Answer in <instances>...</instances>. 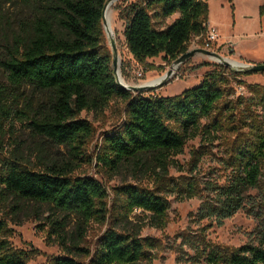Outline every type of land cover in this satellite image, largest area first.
I'll use <instances>...</instances> for the list:
<instances>
[{"label": "trees", "instance_id": "1", "mask_svg": "<svg viewBox=\"0 0 264 264\" xmlns=\"http://www.w3.org/2000/svg\"><path fill=\"white\" fill-rule=\"evenodd\" d=\"M19 1L31 3L34 14L21 23L20 33L12 37V45L5 47L0 59V75H5L7 83H0V115L13 113L32 134L62 146L67 155L54 159L43 148L37 150L41 158L47 159L40 172L12 161L2 164L0 200L48 205L65 215L77 216L85 224L104 220V188L91 178H72L70 174L79 166L77 162L87 160L81 150L92 134L90 124L78 119L79 115L101 112L115 99L124 103L125 116L116 129L104 133L96 157L99 166L114 173L129 166L136 172L148 170L160 176L168 170L171 157L182 152L189 137L200 135L202 141L211 143L216 134L225 131L227 118L210 119L224 96L221 86L227 79L223 66L179 95L146 98L116 82L112 53L102 29V11L108 0ZM118 18L124 23V45L137 64L157 57L169 63L188 51L192 37L206 35L207 0H140L120 6ZM242 73L254 74L248 70ZM25 88L42 99L35 102L31 97L24 98L21 92ZM204 119L208 123L201 126ZM230 153L236 164L234 175L202 200L199 220L221 225L242 208L246 192L258 185L264 135L250 141L236 137ZM166 190L184 191L187 199L199 195L192 182H187L185 189L173 182ZM117 191L128 211L141 210L149 215L152 227H165L168 206L160 195L133 185H121ZM51 226L64 245L65 224L54 220ZM78 228L83 229L81 225ZM6 234L0 220V264H28L27 254L12 249ZM183 244L193 250L194 262L203 259L207 264H264V241L258 247L244 245L226 256L204 241ZM156 246L153 239L141 238L139 229L128 233L110 229L101 236L94 252L86 254L89 264H151ZM53 264L82 263L60 258Z\"/></svg>", "mask_w": 264, "mask_h": 264}, {"label": "rangeland", "instance_id": "2", "mask_svg": "<svg viewBox=\"0 0 264 264\" xmlns=\"http://www.w3.org/2000/svg\"><path fill=\"white\" fill-rule=\"evenodd\" d=\"M136 1L140 0L107 1L106 20L102 21L106 46L110 51L111 42L115 46L116 69L125 85L149 87L140 91L146 98L172 97L199 85L206 74L223 66L218 60L201 54L194 55L179 66L173 65L175 60L167 63L160 57L137 64L124 45V23L118 18L120 6ZM33 14L31 3L0 0V59L5 55V47L12 45V37L20 33L21 23ZM176 17H171L168 23ZM207 23L212 28H207L204 37H192L187 44L188 51L203 49L217 54L220 61L231 59L245 65L264 64V0H207ZM211 29L216 31L217 40L206 47ZM223 67L227 79L226 84L221 86L224 96L210 119L227 118L225 131L216 134L211 143L202 141L200 135L189 137L182 152L171 157L168 170L160 176L148 170L136 172L129 166L114 173L98 165L96 157L104 133L116 129L124 119L122 101H110L101 112H82L78 119L87 121L92 128V134L81 150V155L88 161L77 162L79 166L70 177H88L104 188L106 197L103 202L107 211L104 220L94 219L85 224L77 216L65 215L48 205L11 198L0 200V220L5 224L11 248L24 251L28 264H53L55 259L60 258L89 264L90 257L86 253L94 252L107 230L128 233L139 229L141 238H151L157 244L151 264H207L203 259L194 262L193 250L183 241H204L225 256L244 245L258 247L263 243L264 162L261 163L262 174L257 187L246 192L242 208L232 217L217 225L199 220L197 216L202 200L212 196V189L225 185L234 175L236 164L230 146L236 137L250 141L257 135H264V73L245 75L242 73L247 70L245 67ZM169 71L171 76L158 85ZM157 79L161 80L150 85ZM0 83L7 85L4 74L0 75ZM21 94L35 102L42 99L30 88L23 89ZM18 109H22L20 104ZM200 123L204 126L208 120ZM41 148L54 159L67 155L62 146L32 134L13 113L0 115V169L2 164L12 161L32 172L42 171L47 159L37 153ZM173 182L183 185L184 189L187 182H192L199 195L187 199L184 198V191L173 193L166 190ZM121 185L137 186L160 195L168 206L165 227H152L149 215L141 210L128 211L117 191ZM54 220L65 224L64 245L54 235L51 226Z\"/></svg>", "mask_w": 264, "mask_h": 264}, {"label": "water", "instance_id": "3", "mask_svg": "<svg viewBox=\"0 0 264 264\" xmlns=\"http://www.w3.org/2000/svg\"><path fill=\"white\" fill-rule=\"evenodd\" d=\"M110 1V0H108ZM108 4L106 3L104 5V8H103V11H102V21L104 20V13H105V10L107 8ZM111 51H112V67H113V73H114V76H115V79H116V82L119 86H121L122 88L130 91V92H140V91H143L149 87H142V86H137V87H133V86H124L123 84H121V82L119 81V78L117 76V55H116V49H115V46L113 44V42H111ZM196 54H201V55H204V56H208V57H211V58H214L216 60H218L223 66L225 67H228L230 66V64L225 61V60H222L220 61L219 60V56L213 52H210V51H207V50H203V49H195V50H191V51H187L185 54L181 55L180 57H178L174 62H173V65L174 66H179L180 64H182L183 62H185L186 60L192 58L194 55ZM245 67L249 72L251 73H264V64H254V65H245L243 66ZM171 76V71L167 72L164 79L162 81H160L158 83V85H161L166 78L170 77Z\"/></svg>", "mask_w": 264, "mask_h": 264}, {"label": "bare ground", "instance_id": "4", "mask_svg": "<svg viewBox=\"0 0 264 264\" xmlns=\"http://www.w3.org/2000/svg\"><path fill=\"white\" fill-rule=\"evenodd\" d=\"M108 6H107V8H106V10H105V13H104V19L106 20V13H107V10H108ZM108 27H109V32H111V27H110V25H109V23H108ZM227 62L232 66V67H234V68H240V67H243L245 64L244 63H240V62H238V61H235V60H231V59H229V60H227ZM117 75H118V78H119V81L121 82V84H123L124 86H127V87H129L128 85H125L126 83H125V81L124 80H122V78L120 77V75H119V73L117 72ZM161 80V79H160ZM160 80H155V81H152V82H150V85H155V84H157ZM157 82V83H156Z\"/></svg>", "mask_w": 264, "mask_h": 264}, {"label": "built area", "instance_id": "5", "mask_svg": "<svg viewBox=\"0 0 264 264\" xmlns=\"http://www.w3.org/2000/svg\"><path fill=\"white\" fill-rule=\"evenodd\" d=\"M207 28H208V26H207ZM216 40H217L216 31H214L213 29H211L210 32L207 35V44H206V47H208V44L216 42Z\"/></svg>", "mask_w": 264, "mask_h": 264}, {"label": "crops", "instance_id": "6", "mask_svg": "<svg viewBox=\"0 0 264 264\" xmlns=\"http://www.w3.org/2000/svg\"><path fill=\"white\" fill-rule=\"evenodd\" d=\"M207 26H208V28H212L211 25H210V23H207ZM249 65H250V64H249Z\"/></svg>", "mask_w": 264, "mask_h": 264}]
</instances>
